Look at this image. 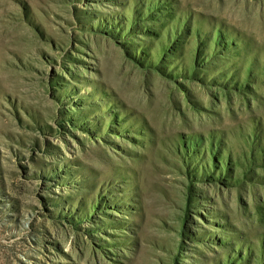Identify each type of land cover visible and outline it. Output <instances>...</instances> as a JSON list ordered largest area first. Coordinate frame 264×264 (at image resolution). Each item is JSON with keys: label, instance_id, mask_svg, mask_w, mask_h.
Segmentation results:
<instances>
[{"label": "rangeland", "instance_id": "1", "mask_svg": "<svg viewBox=\"0 0 264 264\" xmlns=\"http://www.w3.org/2000/svg\"><path fill=\"white\" fill-rule=\"evenodd\" d=\"M0 264H264V0H0Z\"/></svg>", "mask_w": 264, "mask_h": 264}]
</instances>
